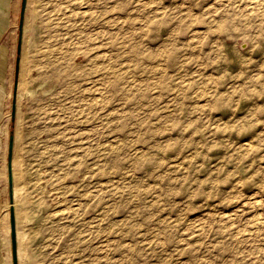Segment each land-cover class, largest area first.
Listing matches in <instances>:
<instances>
[{
  "label": "rangeland",
  "instance_id": "374dc122",
  "mask_svg": "<svg viewBox=\"0 0 264 264\" xmlns=\"http://www.w3.org/2000/svg\"><path fill=\"white\" fill-rule=\"evenodd\" d=\"M19 21L0 264L11 210L17 264H264V0H24Z\"/></svg>",
  "mask_w": 264,
  "mask_h": 264
},
{
  "label": "crops",
  "instance_id": "0c3cea01",
  "mask_svg": "<svg viewBox=\"0 0 264 264\" xmlns=\"http://www.w3.org/2000/svg\"><path fill=\"white\" fill-rule=\"evenodd\" d=\"M20 0H0V133L11 108L12 85V27L19 15Z\"/></svg>",
  "mask_w": 264,
  "mask_h": 264
},
{
  "label": "water",
  "instance_id": "95a60500",
  "mask_svg": "<svg viewBox=\"0 0 264 264\" xmlns=\"http://www.w3.org/2000/svg\"><path fill=\"white\" fill-rule=\"evenodd\" d=\"M24 9V0L21 2V10H20V21L19 27L22 23V14ZM19 50V48H18ZM18 57L16 59V68H15V82H14V92H13V99H12V107H11V117L13 118L15 112V89L17 83V72H18ZM12 147H13V137L12 135L9 136L8 139V148H7V171H8V183L9 187H11V160H12ZM11 198V194H10ZM10 236H11V245H12V264H17V257H16V240H15V224H14V214L11 210L10 212Z\"/></svg>",
  "mask_w": 264,
  "mask_h": 264
},
{
  "label": "bare ground",
  "instance_id": "6f19581e",
  "mask_svg": "<svg viewBox=\"0 0 264 264\" xmlns=\"http://www.w3.org/2000/svg\"><path fill=\"white\" fill-rule=\"evenodd\" d=\"M18 251H19V249H18Z\"/></svg>",
  "mask_w": 264,
  "mask_h": 264
}]
</instances>
